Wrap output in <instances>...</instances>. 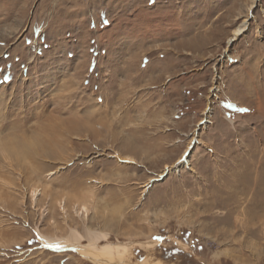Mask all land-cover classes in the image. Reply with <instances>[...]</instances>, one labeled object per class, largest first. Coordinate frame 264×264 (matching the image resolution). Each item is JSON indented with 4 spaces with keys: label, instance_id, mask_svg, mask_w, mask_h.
I'll list each match as a JSON object with an SVG mask.
<instances>
[{
    "label": "rangeland",
    "instance_id": "obj_1",
    "mask_svg": "<svg viewBox=\"0 0 264 264\" xmlns=\"http://www.w3.org/2000/svg\"><path fill=\"white\" fill-rule=\"evenodd\" d=\"M0 143V264H94L37 234L70 227L155 241L125 264H264V210L211 202L264 161V0H0Z\"/></svg>",
    "mask_w": 264,
    "mask_h": 264
},
{
    "label": "bare ground",
    "instance_id": "obj_2",
    "mask_svg": "<svg viewBox=\"0 0 264 264\" xmlns=\"http://www.w3.org/2000/svg\"><path fill=\"white\" fill-rule=\"evenodd\" d=\"M245 26L246 24L244 23L243 26H239L238 28H236L233 31V35L228 39V42L234 41L236 37L241 35L244 32ZM6 153H7L6 147L0 143V154L4 156L5 159H6V156H5ZM186 157L187 156L183 155L179 159L177 164L188 162ZM174 167L172 166L171 168H174ZM166 168L170 169V166L168 165L166 166ZM224 179H225V183L223 186H217L216 188L213 187L214 188L213 190H215L213 192L215 197H212V200H211V202H214L218 204L220 207H222L223 209H226V213L222 217H220L219 222L231 225V224L236 223L237 221H241L242 223H244L245 229L248 230V224L250 222L253 223L255 219L258 222L261 220V218L259 220L257 214H254L255 212L258 211V210L256 211V209L261 208V210H264V161L260 163L258 170L252 168V166L247 165L245 170H243L242 172H238L234 175L235 180L232 184H231V178L224 176ZM240 185L242 186L241 188H240ZM5 188L6 190H8V192L9 190H12V187L6 180L3 181L2 179H0V191L4 190ZM39 190L41 189H39L38 187H31L30 189L31 197L34 203L37 202L38 195H40ZM228 190L229 191L230 190H244V192H248L249 190H254L253 191L254 196L250 200V204L247 209L249 212L247 216L248 218L245 217L244 220H242L240 218V214L236 215L235 214L236 211H234V209L232 208H229L231 201L234 198V196L231 193H234L235 195V192L230 193ZM59 205H61V208L65 211L64 203L62 204L61 202L59 203ZM80 207H81V210H80ZM74 209L78 215H82L83 213L88 212L89 210L87 203H81V204L78 203V205L75 206ZM246 214L247 213H245V215ZM86 229H87L86 235L82 234L79 230L73 227H70L68 236L47 235V234L42 233L39 230L37 231V234H38V237L41 239L44 247H46V245H53V247H46V248L51 249V250H57V251H63L67 249L76 250V252H78L83 258H85L87 261L94 263V264H125V261H127V257L131 252L132 246H139L140 248L146 249V248L153 246L155 242L154 240L149 239L147 241H137V242H134V241H127V242L118 241L115 243L108 242L106 244L100 245L101 242L108 241L109 239L108 232L94 230L90 228H86ZM249 231L253 234L256 233V231H251V230ZM86 237L88 239V242L83 244L82 242L84 241ZM142 264H148L147 260L144 259Z\"/></svg>",
    "mask_w": 264,
    "mask_h": 264
},
{
    "label": "snow or ice",
    "instance_id": "obj_3",
    "mask_svg": "<svg viewBox=\"0 0 264 264\" xmlns=\"http://www.w3.org/2000/svg\"><path fill=\"white\" fill-rule=\"evenodd\" d=\"M157 239H160L159 237H157ZM46 247H53V245H46Z\"/></svg>",
    "mask_w": 264,
    "mask_h": 264
}]
</instances>
